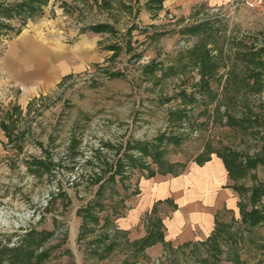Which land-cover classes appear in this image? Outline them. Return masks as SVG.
<instances>
[{
    "label": "rangeland",
    "instance_id": "rangeland-1",
    "mask_svg": "<svg viewBox=\"0 0 264 264\" xmlns=\"http://www.w3.org/2000/svg\"><path fill=\"white\" fill-rule=\"evenodd\" d=\"M107 2L50 0L44 13L20 32H0L1 237L15 241L31 229L51 233L42 247L50 253L38 264H264V221L257 226L244 222L240 208V204L247 212L253 206L264 208V197L255 205L251 198L252 188L264 184V122L254 120H264V19L245 9L228 13L229 18L224 12L223 21L182 24L185 17L179 16L181 23L175 26L167 22L172 17L166 11L151 9L148 0ZM183 12L193 19L202 11ZM9 22L20 26L18 19ZM105 22L113 25L112 32L87 30ZM190 25L204 32H184ZM24 43L67 48V63L74 71L52 84L13 79L7 67L13 60L17 63ZM207 47L218 65L209 81L215 99L201 90L203 74L193 58ZM51 60L58 68L65 63L62 57ZM159 62L165 67L176 64V69L159 77ZM256 70H263L260 77H253ZM183 90L196 92L198 103L190 106V120L179 122L170 112L181 104ZM229 113L235 119L232 123ZM244 119L248 121L239 122ZM2 122L17 136L14 141ZM163 132L186 134L180 145H164L166 161L184 164L179 175L196 166L199 154L212 157L226 150L239 155V170L236 180L227 171L221 188L232 196L218 207V225L207 237L198 233L201 241L178 248L158 242L141 252L132 242L148 235L155 213L165 210L170 215L176 210L173 204L171 208L159 202L152 213L145 211L141 183L159 179L162 184L175 176L150 178L157 166L147 156L148 169L125 164L131 168L125 173L129 179L121 181L119 174L115 191L106 186L98 192L110 175V165L115 167L120 159L126 163V156L137 153L133 145H157ZM36 159L47 160L50 170L38 171L33 166ZM234 184L245 189L236 192ZM93 205L105 210H93ZM86 208L98 221H88L85 227ZM94 242L101 250L114 242V248L93 253L89 247Z\"/></svg>",
    "mask_w": 264,
    "mask_h": 264
},
{
    "label": "trees",
    "instance_id": "trees-1",
    "mask_svg": "<svg viewBox=\"0 0 264 264\" xmlns=\"http://www.w3.org/2000/svg\"><path fill=\"white\" fill-rule=\"evenodd\" d=\"M97 3L99 0H95ZM121 1V0H120ZM124 0H122L123 2ZM165 0H148L149 6L151 9L157 11L161 10L163 8V3ZM50 2V0H22L20 2H15V3H0V32H2L4 29L9 31H16L17 33L22 30L24 25L27 24V22L35 17L41 16L44 13V7ZM109 4L107 0H101V4ZM18 19L19 21V27H15L12 22H9L10 20ZM217 20V19H215ZM206 23L205 29H207L209 26ZM200 29L203 30L202 27H195L194 25L187 26L184 30V32H187L188 34H195V32ZM87 30L93 31L96 33H102V32H112L113 31V25L110 23H96V24H91ZM85 30V31H87ZM84 31V30H83ZM204 32V30H203ZM110 49H116L115 46H111ZM201 52V51H200ZM210 52V49H204L202 53L196 55H193V58L196 59L197 57V62L200 65V73L202 75V79L199 84L201 90H203V93H207L211 99H215V93L212 90V87L209 85V81L214 77V74L218 68L217 62L213 58V55ZM196 61V60H195ZM215 62V63H214ZM150 66V65H149ZM147 66V67H149ZM159 68L162 70V76L159 77H166L168 72L176 69V64H169L168 66H164L161 62H159ZM157 67V66H155ZM257 71V72H256ZM253 72V77L258 75L260 77V73L263 72V70H256ZM255 83V82H254ZM198 84V85H199ZM257 86H262L260 85L261 83L258 82L255 83ZM180 95L182 97L181 104L182 105L180 108L179 106L175 107L174 110H171V119L175 121H185V120H190L191 116V108L190 106L194 104L197 101V96L196 92H191L187 94L186 90L180 91ZM198 103V101L196 102ZM228 115V121L232 123V121H235L233 116L229 113ZM257 124L258 123H263L264 120L262 118L255 117L254 119ZM248 121V120H247ZM246 119L239 121L240 123L247 122ZM1 127L5 130L7 133L9 140L14 141L17 136L13 135L12 132L10 131V127L8 124L5 122L1 123ZM183 135L185 136L186 134L182 133H173L170 135H167L166 132H163L161 135L158 136L157 145L156 144H137L133 145L131 148L136 149L137 153L134 155H129L126 156L125 158L127 160L126 163L124 161L118 162L115 167H112L111 165L109 166L110 168V175L108 176V179L105 180L104 183L101 184L100 190L98 192V195L102 190L106 189V186H110L112 191H115V188L118 186L117 181L115 179V176L117 175H122L120 180L126 182L129 179V176L126 177L125 173L129 172L131 168H127L130 166H139V167H146L148 164L145 160V158L151 157V159L156 163L157 170L152 169V173H150L148 176L152 177L155 176L156 174H162V175H167V174H172L173 176H179L181 173V170L184 168V164L181 163H176L172 164L169 161H166L164 158V145L165 144H175V145H180L183 141ZM131 149V150H132ZM133 151V150H132ZM137 154H141L140 156H136ZM217 156H219L221 159H223V162L226 166V169L229 173L230 178L236 180V171H238L237 167V159L239 155L235 152L228 151L226 150L224 153L223 152H216ZM211 159L210 156L203 157L201 154H199L196 158L195 161L197 162L198 165H203L205 162L209 161ZM145 160V161H144ZM126 164V165H125ZM33 166L39 167L37 168L38 171H41L43 168L46 170H50V163L45 160V159H36L33 161ZM253 164L249 163V167L252 168ZM148 169V166H147ZM45 172V170H44ZM102 180L100 177L99 182ZM232 188L237 192L244 190L245 188L242 187L241 185L234 184ZM251 198H252V203L254 202V205L259 202L263 197H264V184H259L255 187L252 188L251 190ZM167 203H173L171 199H168L166 201ZM96 205V203H95ZM93 205V210L98 209L99 211L105 210L103 206L97 205L95 207ZM175 204H173L174 206ZM92 207V206H91ZM174 208H177V205H175ZM241 208V215L243 216L244 222L250 223L253 226H257L261 221H264V208L262 210L254 208V206L251 208L250 211H246L244 209L243 204H240ZM91 208H86L84 209L85 217L84 221L85 224L84 226H87L88 221L93 222L98 221V216L92 213L90 211ZM99 215V212H98ZM86 217L89 218V220H86ZM106 223V222H105ZM151 224V230L148 232V235L145 236L144 238L133 241V245L138 248L139 251L145 250L147 247L153 246L158 242H162L163 244L167 243L165 240V235H164V224L163 221L160 217H156L154 219L150 220ZM216 225L218 223L216 222ZM85 232V231H84ZM52 234L49 232L45 231H38L35 229H31L26 231L23 234L18 235V239L13 241L10 237L4 238V236L1 237L0 235V264H5V263H18V262H23V264H38L40 260L44 259L46 255H48L50 252L48 251L49 249H44L42 251L43 243L51 236ZM107 235V236H106ZM104 237L109 238V234H105ZM102 238V236H100ZM103 239V238H102ZM102 239L97 240V242H101ZM95 246L92 248V244L89 247V250L92 251L93 253H98L99 251L102 253L105 250L109 253L111 250L114 248V242L109 243L104 245L105 250L99 249L100 247H96L97 244L94 242ZM168 244V243H167ZM103 248V247H102ZM38 252H41L38 254ZM37 257L39 260L37 262H32V258Z\"/></svg>",
    "mask_w": 264,
    "mask_h": 264
},
{
    "label": "crops",
    "instance_id": "crops-1",
    "mask_svg": "<svg viewBox=\"0 0 264 264\" xmlns=\"http://www.w3.org/2000/svg\"><path fill=\"white\" fill-rule=\"evenodd\" d=\"M237 3L238 0H165L161 10L166 11V14L172 17V20L170 19L167 22H171L176 26L178 24L175 23H181L178 22L179 16L185 17L182 24H187L190 21L192 23L196 19L189 18L185 14L187 12H183L185 9L188 13L194 11L193 14L202 11L200 14L211 18L213 15L209 10L220 8L226 10L228 17L230 12L237 11L241 13L245 11L241 6L238 9H233ZM251 13L256 15L254 12ZM245 14L247 13L243 12L242 16ZM174 15H176V18H174ZM257 15L262 18L259 14ZM224 19L226 18L221 19V21ZM210 20L214 21L215 19ZM20 52L21 55L17 63L13 60L12 66H8L7 69H11L10 76L21 81V83L38 84V82L43 83L44 81L51 84L57 83L68 73L74 71L67 63V48L58 47L56 44L44 43L42 45V43H37L26 45L24 43ZM84 52L80 54L82 55ZM61 57L65 58L63 67L52 66L51 59L56 60ZM153 177L155 176L150 178ZM227 178V169L223 159L216 154L203 166L198 165L196 162V166H193L188 174L175 176L172 180L163 181L162 184H159V179L145 180L144 183H141L144 187L142 195H145L143 206L145 211L149 210L152 213L159 202V204H166V201L171 199L173 203H167V205H177L173 214L166 215V211L161 210L159 214L163 215L162 217L158 212L155 213V216H160L163 221L166 242L172 247L178 248L186 243L201 241L200 238H197L200 237L198 233L205 238L215 229L218 207L222 205L224 199H227V196H232L229 190H222L221 188L222 183ZM130 220H132V216ZM134 221L137 222L138 218H134ZM129 229L131 230V226L126 230Z\"/></svg>",
    "mask_w": 264,
    "mask_h": 264
},
{
    "label": "built area",
    "instance_id": "built-area-1",
    "mask_svg": "<svg viewBox=\"0 0 264 264\" xmlns=\"http://www.w3.org/2000/svg\"><path fill=\"white\" fill-rule=\"evenodd\" d=\"M240 6L251 12L259 14L264 19V0H238V3L234 6L233 9H238ZM209 11L213 15L211 18H207V16L203 14H199L195 22H192V23H197L201 19H204V20L206 19L209 21L210 19H220L221 20L225 18L224 12L226 13V10L224 9L213 8Z\"/></svg>",
    "mask_w": 264,
    "mask_h": 264
},
{
    "label": "bare ground",
    "instance_id": "bare-ground-1",
    "mask_svg": "<svg viewBox=\"0 0 264 264\" xmlns=\"http://www.w3.org/2000/svg\"><path fill=\"white\" fill-rule=\"evenodd\" d=\"M29 93V90L28 89H26V91H25V94H28Z\"/></svg>",
    "mask_w": 264,
    "mask_h": 264
}]
</instances>
